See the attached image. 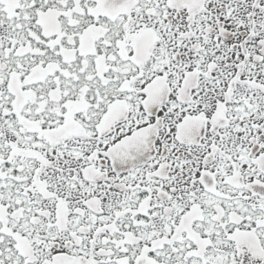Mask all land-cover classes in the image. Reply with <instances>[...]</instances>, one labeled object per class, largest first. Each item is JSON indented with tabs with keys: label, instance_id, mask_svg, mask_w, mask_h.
Instances as JSON below:
<instances>
[{
	"label": "snow or ice",
	"instance_id": "snow-or-ice-1",
	"mask_svg": "<svg viewBox=\"0 0 264 264\" xmlns=\"http://www.w3.org/2000/svg\"><path fill=\"white\" fill-rule=\"evenodd\" d=\"M0 264H264V0H0Z\"/></svg>",
	"mask_w": 264,
	"mask_h": 264
}]
</instances>
